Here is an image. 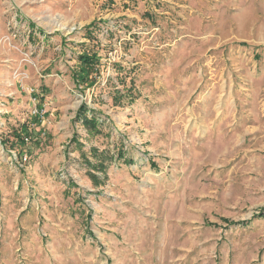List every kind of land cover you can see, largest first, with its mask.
Returning a JSON list of instances; mask_svg holds the SVG:
<instances>
[{
  "label": "rangeland",
  "instance_id": "obj_1",
  "mask_svg": "<svg viewBox=\"0 0 264 264\" xmlns=\"http://www.w3.org/2000/svg\"><path fill=\"white\" fill-rule=\"evenodd\" d=\"M0 264H264V0H0Z\"/></svg>",
  "mask_w": 264,
  "mask_h": 264
},
{
  "label": "trees",
  "instance_id": "obj_2",
  "mask_svg": "<svg viewBox=\"0 0 264 264\" xmlns=\"http://www.w3.org/2000/svg\"><path fill=\"white\" fill-rule=\"evenodd\" d=\"M78 59H79L80 69H79V71L75 72L74 79H75V82L77 83V85H84L85 83H89V80H88L89 74H91L97 70L95 68H96V64L98 63L99 60L95 56L86 55V54L79 56ZM87 112L92 113V116L90 118L87 116ZM75 118L77 121L81 122V125L83 126V128L86 129L88 132H92L93 134L100 133L101 123L95 117L93 111L90 108H88L86 105H82L78 109ZM34 121H38V120L35 119ZM21 130L24 132V135H26V137H24V138L19 137L18 143L24 145L28 139H31L30 135L32 132H28L26 127L22 128ZM90 153H91V156L93 158L98 157L97 156L98 151L96 149L92 148L90 150ZM118 157L119 158L123 157V154L121 152H119ZM100 158L101 157L97 158L98 161L96 164H92L86 158H85V161L91 170L102 172L105 167L103 166L104 165L103 161ZM91 177L95 178V176H93V175H91Z\"/></svg>",
  "mask_w": 264,
  "mask_h": 264
}]
</instances>
